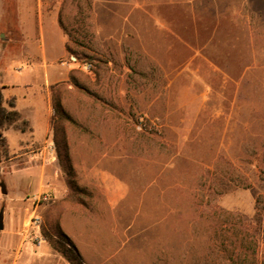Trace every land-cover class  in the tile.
Wrapping results in <instances>:
<instances>
[{"label":"rangeland","instance_id":"1","mask_svg":"<svg viewBox=\"0 0 264 264\" xmlns=\"http://www.w3.org/2000/svg\"><path fill=\"white\" fill-rule=\"evenodd\" d=\"M10 85L0 264H264V0H0Z\"/></svg>","mask_w":264,"mask_h":264},{"label":"trees","instance_id":"2","mask_svg":"<svg viewBox=\"0 0 264 264\" xmlns=\"http://www.w3.org/2000/svg\"><path fill=\"white\" fill-rule=\"evenodd\" d=\"M69 78L72 79L71 74L69 75ZM2 89L3 87L0 88V162L2 160L8 159V146L5 137L3 136V132L10 127L16 128L20 132H26L30 130L28 126V122L26 120H23L21 118L20 113L15 109L14 97L9 98L5 102L6 105L3 104V96L1 91ZM51 96H52L51 108L53 110V114H56L61 118L67 119L70 122H72V124H74V122L70 120L69 117H67V115L64 113L59 98L56 95H54L53 92ZM49 124L54 133L53 144H54L56 157L58 159L60 166L64 170L67 180V186L70 190L73 191V189H75L76 186L72 178L70 159L68 158L66 153L67 144H66L64 130L61 127L58 128L54 127L53 118H50ZM0 190L3 195L6 194L5 183L2 179H0ZM0 221H1V213H0ZM55 248L68 260L70 264L71 263L73 264V261L77 258V253L75 248L69 243H65L64 241L58 239L56 240Z\"/></svg>","mask_w":264,"mask_h":264},{"label":"crops","instance_id":"3","mask_svg":"<svg viewBox=\"0 0 264 264\" xmlns=\"http://www.w3.org/2000/svg\"><path fill=\"white\" fill-rule=\"evenodd\" d=\"M12 88H14V86L13 85H10V87L9 88H3L2 89V96H3V104L4 105H6V101L10 98V97H13L11 94H10V90L12 89ZM5 93H7L6 94V96H5ZM14 104H15V98H14ZM31 108H33L32 106H31ZM15 109H16V105H15ZM17 110V109H16ZM18 111V110H17ZM19 112V111H18ZM20 113V112H19ZM20 115L22 116V117H24L21 113H20ZM25 118V117H24ZM25 120L28 122V126H29V129L30 130H28V131H26V132H20L19 130H17L16 128H13V127H10V128H8L6 131H4L3 132V136L5 137V140H6V143H7V146H8V151H10L9 150V144H8V140H7V137H6V133L7 132H9V131H13V132H15V133H17V139H16V144H17V146H16V149H15V152L17 151V150H21V149H24V148H26L28 145H27V143H26V141H25V139L27 138V136H28V134H32L33 135V140H34V142H47L49 139H50V135L47 137V139H45L46 138V136H47V134H48V132H49V117H48V113H47V111H46V108L44 109V114H42V117H40V119H39V124L37 125V127H34L33 126V124L30 122V121H28L26 118H25ZM43 149H44V147H43ZM11 152V151H10ZM40 155H43V150L40 152ZM21 160V159H20ZM47 161L48 162H50L49 164H50V167H53V162H54V159L53 158H47ZM2 162H0V164H1ZM11 165H16V168L18 167V168H22V167H24V166H22L21 165V163H18V161H14V162H12L11 163ZM10 165V166H11ZM48 167V165H46V164H42V166H41V169H40V181L41 182H44V180H45V178H44V175H45V168H47ZM25 168V167H24ZM2 168H0V170H1ZM1 172V171H0ZM11 173V172H10ZM21 175H24V177H23V179L25 180V175H26V169H25V171H24V173L23 174H21ZM20 175V176H21ZM3 194H2V192H1V190H0V204H1V202H2V200H3Z\"/></svg>","mask_w":264,"mask_h":264},{"label":"built area","instance_id":"4","mask_svg":"<svg viewBox=\"0 0 264 264\" xmlns=\"http://www.w3.org/2000/svg\"><path fill=\"white\" fill-rule=\"evenodd\" d=\"M47 148H48V151H49L50 153H53V152H54V146H53V143H52V142H50V144L47 146ZM44 149H45V148H44ZM50 158L55 159V157H54L53 154H51ZM41 200H42V201H46V200H47V196H45V195H40L39 197H37V198L34 199V202H35V201H41ZM30 221L32 222L33 226H35L36 228H38L39 223H40V221H39L38 218H36V219H32V220H30Z\"/></svg>","mask_w":264,"mask_h":264}]
</instances>
